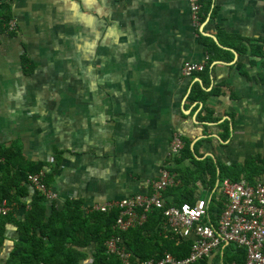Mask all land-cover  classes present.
Instances as JSON below:
<instances>
[{
  "label": "crops",
  "instance_id": "crops-1",
  "mask_svg": "<svg viewBox=\"0 0 264 264\" xmlns=\"http://www.w3.org/2000/svg\"><path fill=\"white\" fill-rule=\"evenodd\" d=\"M7 1L16 34H0V145L18 141L26 160L42 162L44 174L54 169L46 206L79 200L86 212L147 192L173 134L190 148L203 138L200 159L226 166L255 159L252 180L264 182V0H211L215 15L199 23L202 36L234 39L226 62L205 77V92L217 94L195 102L187 95L196 78L179 73L184 61L207 59L191 25L192 0ZM200 110L216 123L197 124ZM200 192L208 194L194 197ZM5 238L0 264L16 238L11 226Z\"/></svg>",
  "mask_w": 264,
  "mask_h": 264
},
{
  "label": "trees",
  "instance_id": "trees-1",
  "mask_svg": "<svg viewBox=\"0 0 264 264\" xmlns=\"http://www.w3.org/2000/svg\"><path fill=\"white\" fill-rule=\"evenodd\" d=\"M198 3L202 14L200 23L207 15L212 19L215 8L211 7V0H198ZM10 18L8 1H0V34L6 31V24ZM6 33L14 36L16 30ZM196 34L207 59L204 69L191 76V79H198V82H192L189 87L187 99L192 102H195L197 95L204 97L206 94H217V89L205 92V77L213 63L226 62L223 54H226L227 50L224 47L231 48L234 39L216 33L215 43L208 36ZM21 64L26 67L23 73L29 74L31 67L27 66L29 62L24 55L21 56ZM201 111L195 117L197 124L216 123L210 118V112L206 111L201 115ZM227 137L226 133L221 139ZM202 139H197L191 148L190 142L183 141V148L179 157L173 160L172 168L179 179V184L167 189L163 195L170 196L171 201L176 205L182 203L192 205L195 200L194 189L200 184L208 191L206 207L209 214L219 204L215 194L223 179L236 181L241 174L245 180L252 181V175L257 174L260 169L256 168L255 159L244 161L242 165L228 166L221 164L212 156L200 159L202 155L196 153V146ZM60 155V152H56L53 156L55 167L59 164ZM184 161L188 164L184 165ZM43 165L40 161L26 160L21 154L18 141H12L7 146L0 145V204L3 203L9 208L5 215L0 216V248L6 239L7 226H11L16 233V238L12 241L3 264H81L86 257L83 250L90 244H93L94 248L89 264H121L115 256L106 255L104 252L103 243L111 236L122 238L131 252L132 257L128 264H139L149 259L158 260L162 252H167L178 259L187 255L189 241L174 243L172 236L163 229L160 210H151L143 225L124 232H116L112 229V225L118 215L117 209H111L107 213L91 209L83 212L79 200H66L61 209L54 208L52 204L46 206L43 194L27 184V176L38 173ZM53 172L54 169L51 173L44 174L42 181L45 187H48ZM27 198L29 203L25 204L24 200ZM228 246L229 244L221 245L220 255H217L219 264H242L244 250L235 247L225 254Z\"/></svg>",
  "mask_w": 264,
  "mask_h": 264
},
{
  "label": "built area",
  "instance_id": "built-area-1",
  "mask_svg": "<svg viewBox=\"0 0 264 264\" xmlns=\"http://www.w3.org/2000/svg\"><path fill=\"white\" fill-rule=\"evenodd\" d=\"M189 12L192 28L196 30L201 16L198 0L191 1ZM15 28L11 21L6 24V31H14ZM204 61H184L180 67V76L190 78L194 73L201 72L205 67ZM182 148V140L173 134L168 143L165 163L157 176L150 180L147 192L107 201L91 206L90 209L102 213L117 209L118 215L112 225L116 232L137 228L145 223L151 210H160L163 229L172 236L174 243L184 240L190 243L188 253L183 258L178 259L162 252L158 260L149 259L139 264H208L210 257L218 259L221 245L226 244L244 250L242 264H264V182L247 181L242 177L236 181L223 179L215 196L219 204L209 214L206 199L195 197L192 205H176L163 193L179 184L172 168L173 160L179 157ZM43 178L44 172L40 170L27 176V184L43 194L46 201H50L52 196L43 184ZM8 211L9 208L1 203L0 216ZM103 247L106 255L115 256L121 264H128L132 257L119 236L105 240Z\"/></svg>",
  "mask_w": 264,
  "mask_h": 264
},
{
  "label": "rangeland",
  "instance_id": "rangeland-1",
  "mask_svg": "<svg viewBox=\"0 0 264 264\" xmlns=\"http://www.w3.org/2000/svg\"><path fill=\"white\" fill-rule=\"evenodd\" d=\"M199 189H204V190H206L204 186L196 185L194 191H195V190H199ZM215 196H216V194H215ZM199 197H200L201 199H204V200H205V199L208 198V194H207V195H204L202 192H200ZM226 249H227V250L225 251V254L228 253V252L231 251V250H234L235 247H234L233 245L229 244L228 248H226ZM87 252L89 253L90 250H88ZM219 255H220V253H218V256H219Z\"/></svg>",
  "mask_w": 264,
  "mask_h": 264
},
{
  "label": "water",
  "instance_id": "water-1",
  "mask_svg": "<svg viewBox=\"0 0 264 264\" xmlns=\"http://www.w3.org/2000/svg\"><path fill=\"white\" fill-rule=\"evenodd\" d=\"M0 1H4V0H0ZM207 21V19L205 20V22ZM204 24V23H203ZM203 24H201L200 26H199V28H198V33L200 34V35H205L203 32H202V27H203ZM212 38V40L214 41V42H216L215 41V39L213 38V37H211ZM194 81H197L198 82V79H194Z\"/></svg>",
  "mask_w": 264,
  "mask_h": 264
}]
</instances>
